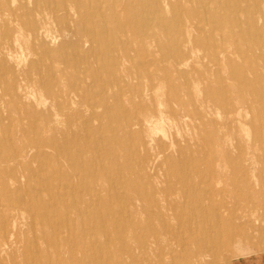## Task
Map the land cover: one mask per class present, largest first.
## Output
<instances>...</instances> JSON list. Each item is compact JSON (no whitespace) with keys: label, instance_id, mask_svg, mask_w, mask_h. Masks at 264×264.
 <instances>
[{"label":"bare ground","instance_id":"bare-ground-1","mask_svg":"<svg viewBox=\"0 0 264 264\" xmlns=\"http://www.w3.org/2000/svg\"><path fill=\"white\" fill-rule=\"evenodd\" d=\"M162 1L0 0V264H6L1 255L12 256L9 264H217L216 258L227 252L235 254L232 260L255 255L256 249L249 243L256 236L251 233L259 232L251 228L259 218L252 212L241 217L242 227L235 226L228 209L215 207L213 196L223 197L229 192L220 187L225 183L233 192L260 201V208H264V173L247 180L252 179L248 166L264 161L263 147L252 146L250 160H244L249 162L248 166L240 162L241 157L229 156L209 160L203 170L195 164L184 173L185 190L180 195L156 194L132 178L133 162L137 165L135 174L142 179L154 169V161H166L171 150L181 149L176 139L161 141L167 138L165 118L179 124L190 117L185 113L188 106L196 109L193 100L199 81L190 78L188 59L194 47L202 48L218 69L224 68L228 76L237 80L240 104L221 98L217 101L225 119L237 122L244 131L242 116L253 110L264 115L260 98L254 107L247 102L251 94L243 90L244 79L231 61L233 52H228L227 44L229 41L242 59H264L262 52L248 53L249 36L263 33L264 22L257 26L253 20L247 31L234 34L230 30L233 21L227 26L223 19L216 29H222L224 35L211 31L197 37L193 34L194 26L181 24L184 13L176 4L179 0H164L172 8L168 18ZM201 10L209 15L206 4L201 5ZM250 10L264 21V0H253ZM187 11L186 15L197 16L194 8ZM212 17L223 18L216 13ZM52 23L61 25L57 30L62 34L75 38L72 54L51 55L41 42ZM257 45L264 52V38ZM152 46L160 48L159 57H152ZM21 48L28 54L39 53L24 74L20 59H14L10 66L7 62ZM46 61L72 69L60 71L69 81L67 86L59 87L49 68L41 66ZM16 69L22 74H17ZM224 90L220 82L217 91L221 94ZM204 93L210 95L213 91L208 88ZM36 94L50 100L51 106L67 109L68 115L61 123L51 118L56 125L67 130L83 125L85 141L72 145L76 153L69 152L68 145L62 146L53 137L55 127L47 126L48 118L36 116L33 111L34 116L28 117L30 121H14L16 115L32 113V102L42 105L40 99H34ZM94 97L101 103L93 102L86 109L98 119L110 107V101L120 107L125 100L130 107L118 111L117 117L121 133L131 144L130 154L118 157L113 152L124 145L122 140L112 138L107 142L109 155L123 160L119 165L127 176L119 191L120 173L113 170V163L100 160L95 150H89V139L97 130L83 122L84 118L73 119L79 114L72 109L74 101L86 103ZM192 113L197 121L201 120L200 113ZM13 122L17 125L15 136L22 138L18 148H13L10 138L5 137ZM24 125L28 127L23 129ZM45 132L50 135L43 136ZM226 133L234 135L232 131ZM159 134V148L151 160L146 148ZM242 134L248 137L246 132ZM26 139L30 144H23ZM49 149L58 152L51 155ZM229 170L231 173L226 174ZM132 190L145 207L128 209L123 200ZM103 191L110 192L107 198ZM207 202L211 208L204 207ZM113 205L118 212L112 211ZM22 221H27L33 239L18 228ZM167 236L169 240L164 239ZM260 237L263 242L264 234ZM17 255L23 258L17 260ZM238 261L235 264H241Z\"/></svg>","mask_w":264,"mask_h":264},{"label":"rangeland","instance_id":"rangeland-1","mask_svg":"<svg viewBox=\"0 0 264 264\" xmlns=\"http://www.w3.org/2000/svg\"><path fill=\"white\" fill-rule=\"evenodd\" d=\"M231 1L232 0H226L227 3L225 4H220L219 0H192L191 2L179 0L178 2L172 1L171 3L176 2V4L181 7V10L183 9L182 11L184 15L181 16V24H189L194 26L195 29L193 34L197 37H199L201 33L203 34L204 32L211 31H213V33L216 35L220 33L224 35V31L222 29L220 30L218 27V30L216 29V26H220L219 23L224 22L223 19L226 21L227 26H229L230 21H233L234 27L230 28V30L234 34L247 31L249 24H251L253 20L255 24H257V26H261V24L264 22L263 20L257 18L256 15L253 16V13L250 10V6L253 0H236V4H234L235 2L231 3ZM204 4H206V7L209 9V15L205 14L201 10V5ZM162 5L164 7V15L167 18L171 17L172 8L170 7V4L164 2L163 0ZM188 8H194L197 11V16L190 17L186 15L185 13H188V11L186 12ZM212 13H216L223 18L213 19ZM58 28L61 29L60 24H50L48 26V33L46 37L41 40V42L44 43L51 55H55L58 52H69L70 55L73 53L72 49L75 44V38L72 37L71 34H62V31L57 30ZM225 32H227V30ZM263 38L264 32L259 33V35L252 34L249 36L251 43L248 49L249 54H257L260 52L264 53L257 45V41ZM227 44H229L228 52H233V54L231 55V61L235 63L237 70L240 72V75L244 79L241 84L244 87L243 90L249 91V93L251 94L247 96V102L253 107L256 106L255 102L257 98H260L264 102V59H258L255 57L250 61L247 59H242L234 53V47L229 41ZM159 49L160 48H156L153 46L149 48V52L153 55L152 57H159ZM38 54V52L36 55H32L31 53L28 54L27 50L21 48L17 50V53L12 54V57L8 59L7 62L10 66L13 64L14 59H20L22 63L20 68H25V70L23 71L24 74L29 71L31 62L35 61L38 58ZM188 56V59L190 61L189 67H191V73L189 74V76L190 78L199 81V83H197V88L195 91V99L193 100V103L196 101L194 105L196 109L193 110V106H188L185 113L189 114L190 117L185 118L184 121L179 122V124H174L173 121L165 118V131L167 134V138L165 137V139L161 141L164 143H168L171 138L176 139V141H178L179 147L181 148L180 151L171 150L167 154L168 159L166 161H162V159H158L156 162L154 161V169L150 170L148 175L142 179L138 178L137 174H135L137 172V165L135 164V162H133L134 165L132 166V171L134 173L132 174V178L136 180V183L139 185L147 186L148 188L155 191L156 194L158 192L160 195H180L182 191L185 190L183 180L184 173H188L189 169L195 164L199 166L201 170H203L207 168L206 166L209 164V160H213L215 157L221 159L225 156H229L230 158L234 159H239L241 157L240 159L242 161L240 162H242L243 165L248 166L249 162L244 160H250V155H252L253 151L252 146H255V148L260 147L261 149L263 147L264 151V115L262 114V111L253 110L247 113V115L241 117L244 131L240 130V126L237 124V122L232 123L230 119H228L230 122H227L228 120L223 116L222 108H220V105L217 103V101L221 98L224 101L228 99L227 101L229 103L235 105L240 104V98L238 97L239 93L236 92L235 87V84H238L237 80L235 78L233 79L230 75L228 76V73L224 68L218 69L215 66V63L205 55L204 50L200 47H194L193 50L188 54ZM149 57L150 55L148 54L147 59ZM41 66H43L44 68H49L50 73L52 72V77L58 80L57 84L59 87H64L69 84V81L66 80L67 78L63 76V73H61L60 71L62 69H65L68 70V72H71V68H66L60 63L49 61L44 62ZM15 71L17 74H22L20 72V69H16ZM142 81L145 82L144 80ZM220 82H223V86L225 87L224 92L221 94L217 91ZM176 84H178L177 80ZM208 88L212 89L213 91V93H211L210 95H206L204 93V89ZM34 99H40L42 101V105H36L34 102H32L31 107L34 106L35 108L32 109V113L28 115H16L14 116V121H30L28 117H33L34 112L36 113V116H43L48 118L47 126L55 127V134L53 135V137H55V139H57L62 146L68 145L70 147L69 152L74 151L76 153V148H74L73 146L76 143L85 141L82 136L83 125L80 124L79 126L77 124L69 130H67L61 124L56 125L54 121H52V119L57 118L61 123V119L65 118L68 115L67 109L59 107L57 105L51 106V101L39 94H36ZM205 99H207L205 103L199 102L201 100L204 101ZM184 101L187 105L190 104L186 100ZM93 102L98 105L101 103L98 97H94L93 100H89L86 103L84 102V100L74 101V103L72 104V109H74L76 112H79V114H77L76 116L74 115L73 119L77 120L84 118L85 120L83 122H87L91 126V128L97 130V133L94 136H91V138L89 139V150H95V154L98 155L100 160L104 162L106 161L108 163H113V170L120 173V185L118 186L119 191L120 187L125 186V177L127 176L124 175V170H122L121 166L119 165L123 160L120 158L114 160L112 158V155H109L110 150L107 148V142L112 138H118L120 141L122 140L124 145L119 149H115L113 152L116 154V156L118 155V157H124V155L130 154L131 144H128L129 139L124 137L125 134L121 133L119 121L117 120L118 111H125L130 109V107L127 102H125V100H122L120 102V107H116L117 105L115 101H110L111 103H108L110 107L106 110L103 117L101 119H98L94 115L89 114L86 109V106L91 105ZM193 111L201 114L202 117L200 121L196 120V117L192 113ZM15 122L12 123V125L10 126V130L8 131L9 134L6 133L5 137L10 138V144L13 146V148H18L17 146H20L19 142L22 138H18L15 136V129L17 128ZM5 123L10 125L11 122L5 121ZM22 127L23 129H26L28 126L24 125ZM229 131L234 132V135L232 136L229 135L230 133H226ZM245 132L247 133L248 137L242 134H245ZM237 134H239L240 137L237 136ZM49 135V132H45L43 134V136L45 137H48ZM154 136L155 140L148 146V148H146V153L151 160L155 159L153 154H155L159 148L156 143L159 141L161 135L159 134ZM66 137L67 139H65ZM130 137L134 138L135 136ZM23 144L28 145L30 144V142L28 139H26ZM237 148H239L240 151H238ZM56 150L57 149H49L48 152L51 155H55L58 152ZM242 151L244 152L243 155L240 154ZM140 153L141 155H143V152ZM61 154H63V152H61ZM61 154H58V157H60ZM248 170L250 172L248 173V176L252 179L247 177V180L252 181L256 177H258V175L264 173V161L255 166L249 165ZM229 173H231L230 170L227 171L226 174ZM194 181L195 183L197 182V180ZM220 187H226L229 192L226 193V195L223 197L218 195L213 196V202H217H214L215 207L222 208L224 206L226 210L228 209L232 214V216H230L232 222H234L235 226L241 227L243 226L241 222L244 221V219L240 220L241 217H244V215H249L253 212V214H255V217L259 218V222L254 225L252 224L253 226H251V228L257 229L259 232L251 233L252 236H256H254V239H252L249 243V245L253 246L256 249V251L254 252L255 255L251 254L245 256V258L242 257L236 260H232L235 254H228L229 252H227L220 254L216 258V263L235 264L236 261L239 260L238 262L261 261V263L259 264H264V241L262 242L260 237V234H264V208H260V201L257 200V202H255L254 199H248L246 196H244L245 194L239 195L238 193L233 192L230 185L228 184L223 183V185H221ZM254 188L257 187L255 186ZM241 189L242 191H244V188ZM102 193L107 198L109 196L107 194H109L110 192L107 193L106 191H103ZM126 196L128 198L123 200V202L126 203L128 209H132L134 207H145L137 193L133 190L128 192ZM104 202H107V200ZM209 204L210 202H207L206 204L204 203V207L211 208ZM117 210L118 207H115V205H113L112 211L116 213L118 212ZM142 218H145V216L142 215ZM18 228L22 232L26 233V235L29 236V239H33V234L31 233V231H29L27 221H22V223H19ZM248 233H250V231H248ZM165 238L169 240V236L164 237V239ZM256 254L258 255L256 256ZM11 257L12 256L1 255V258L6 264H9L8 262L11 260ZM15 258L17 260H20L23 258V255H17L15 256Z\"/></svg>","mask_w":264,"mask_h":264},{"label":"crops","instance_id":"crops-1","mask_svg":"<svg viewBox=\"0 0 264 264\" xmlns=\"http://www.w3.org/2000/svg\"><path fill=\"white\" fill-rule=\"evenodd\" d=\"M257 261H242L241 264H255Z\"/></svg>","mask_w":264,"mask_h":264}]
</instances>
